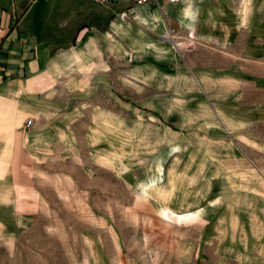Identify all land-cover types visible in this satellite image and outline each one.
<instances>
[{
    "label": "rangeland",
    "instance_id": "374dc122",
    "mask_svg": "<svg viewBox=\"0 0 264 264\" xmlns=\"http://www.w3.org/2000/svg\"><path fill=\"white\" fill-rule=\"evenodd\" d=\"M51 1L19 32L62 30ZM211 2L202 24L99 40L73 82L28 99L30 155L16 153L2 187L0 264H264V0ZM165 204L201 217L177 222L157 213Z\"/></svg>",
    "mask_w": 264,
    "mask_h": 264
},
{
    "label": "crops",
    "instance_id": "0c3cea01",
    "mask_svg": "<svg viewBox=\"0 0 264 264\" xmlns=\"http://www.w3.org/2000/svg\"><path fill=\"white\" fill-rule=\"evenodd\" d=\"M20 1L13 0L10 5L7 4L10 0H0V46L5 44L7 37L11 40L19 34L24 41L21 45L15 43L16 50L12 54L0 52V208L2 187L6 185V175L10 164L14 163V156L16 153L30 155L24 148V129L32 126L35 118L30 116L33 121L27 125L24 116L33 110L32 107H37L30 103L39 97V93L55 87L64 78V81L73 82L78 57L97 54L99 40L113 39L124 28L130 34L135 29L153 34L168 30V25L174 21L182 26L202 24L205 22L203 10L211 7L214 0H150L137 4L134 0H50V9L57 15L56 24L62 25V30L55 28L45 33L46 36L36 29L26 33L18 30L40 0H28L26 14L15 22L18 27H10L9 19L21 10ZM46 72L54 78L50 85L44 88L30 86L31 78ZM14 182V186L19 183L15 179Z\"/></svg>",
    "mask_w": 264,
    "mask_h": 264
},
{
    "label": "bare ground",
    "instance_id": "6f19581e",
    "mask_svg": "<svg viewBox=\"0 0 264 264\" xmlns=\"http://www.w3.org/2000/svg\"><path fill=\"white\" fill-rule=\"evenodd\" d=\"M110 33V32H109ZM168 39V38H167ZM142 191L145 193H150L148 192L147 188L143 186ZM147 195L142 193L139 195V200L142 202L147 201ZM162 195V193H161ZM21 203L19 200L18 206ZM187 210V209H186ZM157 213H160L161 215L167 216L170 219H174L177 222H189L190 220H195L201 217V212L200 211H194V210H188V211H183L175 207H171L169 205H160V207L157 209Z\"/></svg>",
    "mask_w": 264,
    "mask_h": 264
},
{
    "label": "built area",
    "instance_id": "2783aa9c",
    "mask_svg": "<svg viewBox=\"0 0 264 264\" xmlns=\"http://www.w3.org/2000/svg\"><path fill=\"white\" fill-rule=\"evenodd\" d=\"M102 2L106 1V0H100ZM137 3H145V2H148L150 0H134ZM169 2H178L179 0H168ZM126 12H123V14H125ZM32 121H33V118L32 119H29L27 121V125H31L32 124Z\"/></svg>",
    "mask_w": 264,
    "mask_h": 264
}]
</instances>
